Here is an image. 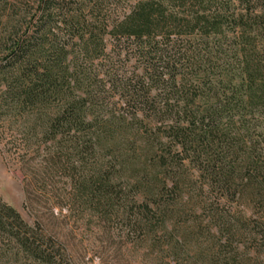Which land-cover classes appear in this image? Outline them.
I'll return each instance as SVG.
<instances>
[{
	"label": "trees",
	"instance_id": "1",
	"mask_svg": "<svg viewBox=\"0 0 264 264\" xmlns=\"http://www.w3.org/2000/svg\"><path fill=\"white\" fill-rule=\"evenodd\" d=\"M0 146V264H264V0H0Z\"/></svg>",
	"mask_w": 264,
	"mask_h": 264
},
{
	"label": "rangeland",
	"instance_id": "2",
	"mask_svg": "<svg viewBox=\"0 0 264 264\" xmlns=\"http://www.w3.org/2000/svg\"><path fill=\"white\" fill-rule=\"evenodd\" d=\"M12 158V155L0 146V198L14 208L27 224L32 225L33 219L23 209V176ZM64 225L62 231L67 236L73 255L81 264H127V259L117 250L116 245L106 241L93 227L87 229L82 221H76L70 216Z\"/></svg>",
	"mask_w": 264,
	"mask_h": 264
}]
</instances>
